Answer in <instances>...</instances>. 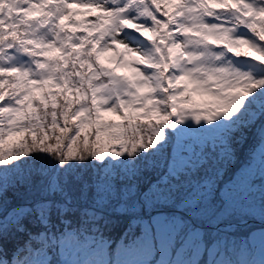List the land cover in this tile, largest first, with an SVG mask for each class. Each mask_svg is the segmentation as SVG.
<instances>
[{
  "label": "snow or ice",
  "instance_id": "1",
  "mask_svg": "<svg viewBox=\"0 0 264 264\" xmlns=\"http://www.w3.org/2000/svg\"><path fill=\"white\" fill-rule=\"evenodd\" d=\"M254 109L261 120L254 135L264 144V0H0V264H149L127 257L157 237L171 242L183 233L181 244H196L203 226L217 238L243 226L246 213L233 222L222 212L247 199V175L230 180L223 199L218 187L201 191L190 177L208 168L220 175L255 127ZM233 131L239 135L220 139L211 155L179 144L193 132ZM34 161L59 175L25 186L26 211L13 209L9 225L2 178ZM92 164L126 166L140 210L119 197L103 205L86 197L73 171ZM176 199L187 201L186 211L205 209L203 219L177 220L169 210ZM69 217L98 232L138 220L142 235L114 259L105 256L102 232L93 240L97 259L8 258L12 233L28 237L25 248H58L70 234L56 224Z\"/></svg>",
  "mask_w": 264,
  "mask_h": 264
},
{
  "label": "trees",
  "instance_id": "2",
  "mask_svg": "<svg viewBox=\"0 0 264 264\" xmlns=\"http://www.w3.org/2000/svg\"><path fill=\"white\" fill-rule=\"evenodd\" d=\"M253 112L254 117L260 114L258 109H254ZM202 134L205 136V140H197V138H195L197 132H193L187 134V136L179 141V144L191 148L195 154H199L201 150L204 149L209 155H211L213 151L216 153L220 152V139H226L228 137L238 135V133L234 131L228 133L203 132ZM178 151V142L174 140L172 145L169 147L168 152L169 154L175 155ZM190 154L191 153L188 152L183 153L185 156ZM240 161L246 165L255 164L254 168L249 170V180L247 185L248 195L245 201H254L255 199H259L261 197L259 195L262 194L261 191L264 190V180L261 179L262 169H264V155H262V152L256 148L254 142H249L242 148L237 146L236 154L232 157L230 163H226L222 168H220L219 176L213 174L212 168L207 169L208 174H205V170H193V174L190 177L192 184L199 187L201 191L204 190L203 186L206 184L218 187L220 189L219 197L223 199L225 198V193H228L233 187H229L226 184V173L231 169L232 164H234L235 168L237 163ZM40 163L42 170H48V172H42L43 176L40 175L41 172L35 170V168L39 167L38 165ZM259 171H261L260 174H258ZM56 175H59L58 171L54 170L51 165H46L44 161H34L23 168L5 173L2 178V183L4 184L7 192L5 197V209L8 213L5 218L6 222L10 225L13 217V209L16 211H26V209H21L19 207L26 202L25 198H19V196L26 191L25 186L30 187L36 182L43 183L48 177L54 178ZM64 175L66 176L67 174L65 173ZM73 175L78 180L83 182L86 197H96L101 205L107 203L109 200H112L113 203H115V198L119 197L122 203L127 201L129 207L135 205L133 211L138 212L140 210L139 203L136 199V184L134 181L130 183L129 180L126 179V176L128 175L126 166L113 167L112 165H108L101 167L100 165L92 164L86 168L74 170ZM151 178L154 180L155 174H153ZM227 181H230V179H227ZM89 189L91 190L90 192ZM87 202L90 203L91 200L89 199ZM205 203H207V201H205ZM241 203L242 202L239 198H237L231 206H226L222 213L223 217L226 219L225 212H230L229 210L232 208L237 210L241 207ZM116 206L119 207L120 205ZM187 207V201L182 202L180 199H176L174 202H169V210L175 213L177 220L191 223L193 219H197V213L194 211H186ZM203 211L204 209L200 211V213ZM119 215V213L116 214L114 218ZM138 224L139 221L134 220L132 229H127L126 227L102 228L100 232H98L90 222H85L84 220L77 221L76 218L69 217L62 223H57L56 229L58 232L60 230L65 232L71 231L76 235V244L79 245V247L77 248L75 255L78 259L81 258L82 253L87 248L85 246L86 242H91V246L95 247L93 240L98 239L101 232L104 240L106 241L107 257L109 255L112 257L113 254L117 257L119 252L121 253L124 245L131 244L133 239L142 235L141 228L137 226ZM206 231L213 232L214 229L208 228ZM77 233H79V235H77ZM125 233H127L126 239L124 238ZM21 235L24 234L12 233L9 235L6 242L9 259L16 250L14 244L15 240ZM24 236L27 237L26 235ZM86 238L88 239L86 240ZM185 239L186 237L183 233L171 242L164 237H157L154 245L156 253L151 257V259H149V261L154 263L155 261L165 257L174 261L178 260V258H183L184 255L187 254V249L189 247V242H185L183 244L180 243L181 240ZM141 250L146 249H137L135 252H140Z\"/></svg>",
  "mask_w": 264,
  "mask_h": 264
},
{
  "label": "rangeland",
  "instance_id": "3",
  "mask_svg": "<svg viewBox=\"0 0 264 264\" xmlns=\"http://www.w3.org/2000/svg\"><path fill=\"white\" fill-rule=\"evenodd\" d=\"M252 119H256V118L253 116ZM253 130H254V127H253L252 131H249L248 132V139L244 143V145H243L244 147L247 145V143L251 142V140H252V132H253V135H254L256 129L254 131ZM201 133H203V132H199L200 135H201ZM238 135H236V136H238ZM261 145L264 148V144L261 143ZM38 166L39 167L35 168V170H38L39 172H48V170H46V169H43L42 170L41 163ZM233 168H234V164L231 165V169H233ZM230 173H231V171L228 170L227 173H226V176H229ZM261 195L262 194H260L259 196H261ZM19 198L20 199H23L24 197L22 195H20ZM247 203H249L251 205V208H250L251 211L256 212V216H254L253 214L248 213V219H255V218L258 217L259 214L264 213V212H262V209H261V197L259 199H255L253 202L252 201H248ZM202 210H203V208L200 211H202ZM204 213H205V209H204L203 212L197 213V220L198 219H203ZM225 214H226V219L232 217L233 218V221H235V217H233V214L232 213L226 212ZM263 221L264 220H262V219L261 220L260 219H255L251 223H256V222L257 223H261ZM242 228L243 227H241L240 229L229 230V231H232L233 232L231 235H229V231H227V233L223 236V238H226L227 235H229V239L230 238H238V237H240L243 234ZM69 234L70 235L64 239V242L65 243H68L69 246H72V244L74 242V236L72 235V233H69ZM252 240L256 244L258 242H263L264 243V230L254 233L253 236H252ZM226 241H229V240H226ZM153 253H155V252H153V251L150 252V253L143 252L142 255L139 256V257H137L136 259L146 260V261L149 262V258L152 256ZM256 255H257V257L261 256V258L264 260V246L260 247L257 250ZM30 258L32 259V261H43V260L46 259L44 251H39V252L34 251V252L31 253ZM97 258H99L98 253L89 254V255H87L85 257V260L84 261H88V260H92V259H97ZM127 258L131 259L130 257H127ZM254 263L255 264H260V262H256V259H255ZM158 264H160V262Z\"/></svg>",
  "mask_w": 264,
  "mask_h": 264
}]
</instances>
